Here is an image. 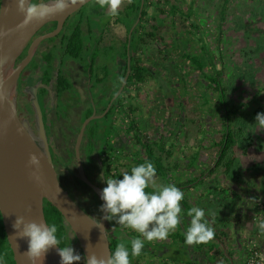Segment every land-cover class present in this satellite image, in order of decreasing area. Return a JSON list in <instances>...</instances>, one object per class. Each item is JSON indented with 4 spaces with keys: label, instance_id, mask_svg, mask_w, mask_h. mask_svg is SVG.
<instances>
[{
    "label": "flooded vegetation",
    "instance_id": "flooded-vegetation-1",
    "mask_svg": "<svg viewBox=\"0 0 264 264\" xmlns=\"http://www.w3.org/2000/svg\"><path fill=\"white\" fill-rule=\"evenodd\" d=\"M44 1L48 0H33L32 4ZM137 1L124 0L117 16H109L107 9H101L96 3L93 12L89 13L88 5L91 3L85 4L64 21L62 28L54 37L45 38L38 43L30 61L23 68L17 84L18 116L21 120H28L35 130L36 114L29 90L37 88V99L58 179L77 204L98 220L102 215L99 209L103 202L93 189L78 176L76 145L85 120L92 113H98L99 110L105 113L108 106L107 108L101 106L103 102L111 104L109 110L112 105H116L117 115H113L112 118L117 122L119 114L123 111L118 100H123L125 97L130 98L132 95L128 93L130 88L127 86L130 70L128 69L125 76V66L127 64L129 68L137 54L134 53L135 50L131 51L129 45L126 50L127 32L131 36L136 31L147 32L148 29H152L151 26H157L155 28L160 35L172 36L173 23L171 20L176 19V26L183 24L185 27L188 26L189 23L182 21L185 19L180 11H188L190 5L194 3L192 19L201 27L202 31L208 33L203 27L208 15L212 16V31L218 30L220 0H141L140 6H137ZM92 2L94 3L95 0ZM173 6L179 8L176 14L172 12ZM130 7H133V13L129 10ZM143 10L146 12L144 16H142ZM163 10L165 13H162ZM197 10H199V14H197ZM139 25L144 28L137 30ZM57 27L58 22H49L38 30L17 58L16 66L28 57L30 47L38 38L54 32ZM144 60L148 68H154L153 66H156L159 61L151 56L144 57ZM167 67L170 68L171 64L164 61L158 69L154 68V76L142 86L149 83L158 84L159 87L164 86V82L170 78ZM138 91L139 87L136 86L132 91L133 95H139ZM159 106L163 110L162 112L159 110L157 113L164 117L167 116L165 115L167 106L163 104ZM104 107L105 110L102 111ZM90 110L92 112L88 116ZM155 128L159 127L154 125L153 129ZM153 129L151 128L150 131ZM101 132H104V129ZM158 134L156 133L157 137ZM123 139L124 137L118 136L114 137L112 141L107 140L111 144L120 142L122 145L124 144L122 143ZM128 140L125 141L128 145L125 147L127 149L125 154L135 151L132 139ZM90 144L87 125L80 145V158L87 179L92 184L104 188L107 185L102 177L107 175L104 162L108 158V154L102 151V146H90ZM91 148L93 151L90 152ZM108 225L110 226L109 222ZM1 227L4 228V224L0 212ZM71 237L75 238L73 234ZM6 240L8 241L7 237ZM9 247V250L5 251V257H0V264H11L10 254H13V251L10 244ZM72 247L84 257L78 241ZM12 258L14 259L13 255ZM80 264H83V259Z\"/></svg>",
    "mask_w": 264,
    "mask_h": 264
},
{
    "label": "trees",
    "instance_id": "trees-1",
    "mask_svg": "<svg viewBox=\"0 0 264 264\" xmlns=\"http://www.w3.org/2000/svg\"><path fill=\"white\" fill-rule=\"evenodd\" d=\"M235 1L236 0H220L218 30L216 31L219 34L215 39V52L212 48V43L209 41V36H211L212 34L203 32L201 27L192 19L194 11L193 7L195 4L194 2V4L190 5L188 11H180L181 15H183L185 19L182 21H185L184 23H189L188 26L185 27V24H183L182 26H176V19L171 20L173 23L172 36L168 37L160 35L157 28H155L157 26H151L152 29H148L147 32L136 31L135 33L131 34V36H129V32H127V35L125 37L126 50L127 46L129 45L131 51L135 50L136 52L134 51V53L137 54V56L133 58L131 66L129 68L127 64L125 66V76L128 69L130 70L127 86L130 88V91L128 93L132 95H130V98L125 97L123 98V100L119 99V102H117L121 103V110H124L126 112V115L124 117L129 122V125L127 126V129L124 130V132L126 133L125 135L115 133V136L113 137L126 136L127 138H131L132 145L135 147V151H130L129 153L125 154L127 152V149L125 147L128 146L126 142L123 141L122 143L124 144L122 145L120 144V142L111 144L108 142V140H110L111 138L109 137V135H106L105 132H95L91 130L90 134L88 135V138L91 141L90 146H102V151H105L108 154L109 159L105 160L108 163L104 162V167L106 168L105 174H107L106 178H110L111 170L113 169L112 165L121 164L122 166H124V168H127V172L130 173L132 167L144 163L145 161H149L152 162L156 167L158 178H161L163 181L167 180L168 184H175L183 192L196 188L200 183L203 185V183L206 182L205 179L208 177L207 174L210 168L199 171L195 167L203 164L200 159V146L198 147L196 145L192 153L187 155V157L185 158L187 164L183 171L187 170L188 173L191 174L189 175V180L185 178L177 184L175 183V181L171 182L172 178H170V172L175 170L179 173L180 167H182V163L180 160L183 156L181 157L180 154L175 151L178 140L180 142L187 140L188 136H185V130H187V128L198 125L196 127V130L199 138L203 137V139H207L208 136L205 134L206 132L202 133V128H200V126L203 125L205 130L207 129V127L202 121H200L197 110L195 109L197 106L196 104L194 105L192 99L194 98V101H198L200 103V107H202L204 112L207 113V109L211 110L214 108L210 103V96H212V94H215L218 103L215 106L216 109H213V112L211 113L213 116L211 118L216 119V117L220 114V118L218 116V121L222 123V129H218L217 133L212 135L211 141L207 139V143H209L207 149L209 151H215L217 167L221 166L223 168L222 171L224 177L230 178L232 174H239V171H241L240 168H242V166L238 158L231 154V151L234 148H237V146L241 145L242 143L241 139L245 134V130L241 122L242 120L245 121V117L242 115L243 113L241 112L240 107L238 109L232 104L233 102L228 100L229 88L224 79L225 65L221 48V34L224 30V23L226 20H228L227 18L229 17V11L231 13L230 7H233ZM260 1L264 6V0ZM136 3L137 6H140L141 0H138ZM129 10L133 13V7H130ZM178 11L179 8L177 6H173V14H176ZM162 13H165L164 10L162 11ZM145 14L146 12L143 10L142 16H144ZM135 18H137V16H135ZM140 26L141 25L137 27V30L144 28ZM186 39H188V41L185 43ZM125 55L127 56V52L125 53ZM149 56H151V58H157L159 60L157 62V65L153 66L156 69H158L159 65L163 64L164 61L170 62L171 67H167V69L170 72L169 79L172 82L173 91H176L174 92V96L179 95L181 91L183 92L181 95H179V99L175 98V100H172L173 102L171 106L167 105V113H165V115L167 116L164 117L159 113L160 116L158 115L156 119L153 120L148 115H145L143 113V110L141 109L143 108V105L137 102L140 94L133 95L132 93L136 86H142L154 76V68H148L144 60V57L147 58ZM251 65L247 69L252 70V72H256L255 65ZM193 78H197V82L194 84H192L191 82ZM176 88H178L179 91H177ZM209 90H211L212 93H209ZM156 95L158 98L160 97V94L159 96L158 94ZM177 108L178 111L176 112ZM103 110H105V107L102 109V111ZM116 113V105H112V108L105 116L106 118H108V116H113ZM90 114L91 113H89L88 116ZM135 116L141 119V123H144V126H146V128H140L141 124L139 122H135ZM162 116L164 117V119H162ZM219 122L218 125H220ZM151 124L152 129L154 125H157L159 129H162V131L159 132L158 137L154 140L149 135ZM171 125H174L172 131ZM167 128H170V130ZM218 133H221V136H218ZM93 149L91 148L90 152L93 151ZM123 157H125V159H123ZM175 157H177V159ZM200 167L201 166H199V168ZM117 171L119 173L120 179H122V172H119L118 168ZM198 174L199 176H197ZM198 177H201L202 180L201 182H198V185H196V181L199 180ZM223 178H215V190L222 195L223 201L227 200L229 197L230 199L233 198L234 200L238 201V199H240V196H238L234 192V190H232V187H230L227 182L225 183L223 181ZM219 181H223V183H225L223 184V186L226 190L218 189L217 182ZM146 191L151 192L152 189L149 188L146 189ZM215 202L218 203L217 205L219 207L222 206V208H229V206L223 202H218V200H215ZM219 203H221L222 205H220ZM261 204V208L263 207L264 210V203ZM181 205L184 209V211H182V213H184L182 214L183 220L181 225L179 226V228L182 229V232L183 229L186 230L187 228L184 226L185 223H189L190 220V218L187 216V212L192 207L185 199L181 202ZM255 208L257 210V208L259 207L256 206ZM44 212L47 223L55 224L57 226V237L61 241V247L68 245L72 246L74 243H77V240L71 237L72 233L70 227L65 222L63 215L47 200L44 203ZM108 222L110 223V226L108 225L107 229L109 228L110 231L108 230L107 232L110 240L111 251H113L116 245L119 244L121 238L130 239L137 236V233H135L134 231L130 229H123L114 221ZM223 225L226 226L225 223H223ZM225 235V233L216 234L215 232V237L211 241V243H208L206 245L201 244L192 246V249L198 250V252L201 253L205 248V250H207V254H211L214 258V261H208L207 264H217V259L220 260V258H222L223 261H225L227 264H230L221 246V243L223 242L222 237H225ZM6 237V232L4 228L1 227L0 257H5V251L9 250L10 248ZM169 238L172 239L174 243L186 245L184 242L185 236L180 232H174L173 234L169 235ZM254 245H251L249 250L254 247L261 249L259 244ZM216 250L219 251L218 254H215ZM129 251H131V247H129ZM147 252L148 250H146V248H143L139 257L133 258L130 256L131 264H142L139 258L144 257ZM228 254L231 255L229 251ZM10 255L11 264H15V261L12 258L13 254L11 253ZM176 264H199V262L195 263L192 260H184V262L180 261Z\"/></svg>",
    "mask_w": 264,
    "mask_h": 264
},
{
    "label": "rangeland",
    "instance_id": "rangeland-1",
    "mask_svg": "<svg viewBox=\"0 0 264 264\" xmlns=\"http://www.w3.org/2000/svg\"><path fill=\"white\" fill-rule=\"evenodd\" d=\"M90 3L91 4L88 5V12L92 13L95 6V2L93 3L91 1ZM230 8L231 13L229 11V17L227 18L228 20L225 21L224 30L221 34V48L225 65L224 79L226 81L225 83L229 88L228 100L233 102L232 104L238 109L240 107L241 112L243 113L242 115L245 117V121L242 120L241 122L245 130V134L241 139L242 143L241 145H238L237 148H234L231 151V154L236 156L238 160L250 159V162H253L251 172L248 169L244 170L243 168H240L241 171H239V174L245 172L250 174L251 177L249 179L252 180V186L250 188H258L260 192H264V131L259 129L258 126L255 124L256 114L264 113V6L262 5L260 0H236L233 7ZM197 14H199V10H197ZM206 18L207 19L204 22L203 27L206 28L208 33L212 34L211 36H209V41L212 43V48L215 52V39L218 37L219 33H217L216 31H212V16L208 15L206 16ZM93 41H95V39H93ZM187 41L188 39L185 40V43ZM108 52H110V50H108ZM251 64L255 65L256 72H252V70L247 69L250 67ZM191 82L192 84L196 83L197 78H193ZM164 83L165 85L162 87H159L158 84L154 83H149L146 86L139 87L138 92L140 94V97H138L137 102L143 105V108H141L143 110V113L145 115H148L152 120L156 119L158 115L160 116V114L157 113L159 110L161 112L163 110V108H160L159 106L160 103H164L163 105L166 106H171L173 102L172 100H175V98H178L179 95L183 93L181 91L179 95L174 96V92L176 91H173L172 82L170 81V79L166 80ZM169 87L171 88L169 89ZM176 90L179 91L178 88H176ZM209 93H212L211 90H209ZM156 94H158V96L160 94V97L158 98ZM210 98V103L214 107L213 109L215 110V106L218 103L217 97L215 96V94H212ZM192 100L194 105L196 104L197 106L195 109L197 110L200 121H202L207 127V129L205 130L203 125L200 126V128H202V133L206 132L205 134L208 136L207 139L211 141L212 135L217 133L218 129H222V123L218 121V116L220 118V114L216 117V119L211 118L213 117L211 114L213 112V109H207L208 112L206 113L204 112L202 107H200V103L198 101H194V98ZM101 106H106L107 108L109 104H107V102H103ZM91 112L92 110L88 111V114ZM103 114L104 112L102 113L100 112V110L98 111V113H96V117L93 118V120L88 125V135L90 134L91 130L95 132H100L102 129H104V132L106 133V135H109V137L111 138L110 140L112 141V139L114 138L113 136H115V133H120L122 135L126 134L124 130L127 129L129 122L124 117L126 115V112L124 110L121 112V114H119V120L117 122L115 121V119L112 118V116H108V118H106V116H104ZM92 115H94V113H92L89 117H91ZM135 122H139L141 124V129L146 128V126H144V123H141V119L137 116H135ZM218 122L221 126L218 125ZM173 126L174 125H171V131L174 128ZM197 126H191L187 128V130H185V136H188L187 140L183 139V142H180L179 140L178 142L176 141L177 145L175 152H178L181 157L183 156L180 160L182 163V167H180L179 173L175 170L170 172V178H172L171 182L175 181V183L177 184L185 178L188 180L190 179L189 175L191 174H189L187 170L183 171L187 164L185 158L187 157V155L192 153L196 145L198 147L200 146V159L203 163V167L199 168V166H202L201 164L195 167L199 171L205 170L207 168H210V170L207 174L208 177L205 180L206 182L204 183V186L202 187L201 183L198 185V182H201L202 180L201 177H198L200 181H196V185L198 186L195 193L190 192V194H188V196L190 197L194 195V197H192L194 198L193 201L190 199V205L191 207L195 206L205 208L206 218L210 221L212 225L215 223L219 225V222L226 221L229 223V226L231 225L232 228L236 229L237 224L238 226H242V222H240L242 220L241 217L238 215V212H236L235 209L232 208L233 206H236L237 201L233 198L230 199V197L227 200L223 201L222 195L215 190V178L221 179L224 177L222 171L223 168L221 166L217 167L215 151H209L207 149L209 145V143H207L208 140L203 139V137L199 138L196 130ZM150 128H152V124L150 125ZM167 129L170 130V128ZM161 131L162 129L155 128L149 132V135L152 138H155L157 137L156 133H159ZM218 136H221V133H218ZM175 158L177 159V157ZM108 159L109 158H107V160ZM123 159H125V157H123ZM105 163L108 162L105 161ZM112 166L113 169L111 170L110 178L119 177L117 168L119 172H122L121 175L124 172H127V168H124V166H122L121 164H115ZM212 174L215 176V178L212 177ZM197 176H199V174ZM118 179H120V177ZM250 180L248 182H250ZM257 180L259 183H257ZM157 182L162 184H164L165 182V184H168L167 180L163 181L161 178L158 177ZM223 184V181L217 182V187L219 190H226L223 187ZM253 185H258V187H254ZM183 193L185 194L186 192ZM197 198H199L200 202L196 201L195 204L194 200H197ZM249 199L250 197L248 198V200ZM215 200H218V202L221 203H225L229 206V208L219 207L217 205L218 203H216ZM221 203L219 204L222 205ZM260 203L261 202L257 198L252 201L254 208ZM209 216H211L212 218ZM251 218H253V216ZM184 226L188 227L187 222ZM181 230L182 229L178 227L175 233L180 232L181 234H184L186 231L185 229H183V231L181 232ZM234 234V239L237 240L240 234L238 233V231H236ZM131 239L132 238H121L119 243L123 242L128 247H131ZM170 240L171 242L169 241V238H167L166 240H158L152 242L146 241L144 248H146L148 252L144 257L139 258L142 264H176L184 260H192L195 263L199 262V264H207L208 261H214L212 255L207 254V250H205V248L204 250H202L201 253H199L198 250L192 249V246L181 245L178 243H174L172 239ZM209 243H211V241ZM246 254L247 252L244 251V256H241V258L243 257L242 261H237L236 259L235 264H245Z\"/></svg>",
    "mask_w": 264,
    "mask_h": 264
},
{
    "label": "water",
    "instance_id": "water-1",
    "mask_svg": "<svg viewBox=\"0 0 264 264\" xmlns=\"http://www.w3.org/2000/svg\"><path fill=\"white\" fill-rule=\"evenodd\" d=\"M91 1L93 0H75V2L66 0L67 7L62 12L54 9V0L39 2L36 4L40 6L37 8V15L24 23L23 14L17 10L16 0H0V212L15 264H33V262L24 255L28 248L27 240L16 239L13 225L20 216L26 221L47 222L44 212L46 200L63 215L84 257L87 256V246L88 253H95L97 257L107 258L111 252L107 232L108 221L102 218L103 214L98 220L84 211L58 179L37 99V88L29 90L36 114L35 130L28 120H21L17 112L18 79L23 68L30 61L35 47L41 40L54 37L70 15ZM30 2L32 3L33 0ZM43 9L48 11L41 16L40 12ZM49 22H58L57 29L38 38L30 47L28 57L16 66V60L28 42ZM110 106L111 104L104 116ZM95 117L96 112L83 123L76 145V155L79 166L78 176L100 199L103 188L87 179L80 158V145L85 128ZM33 153L41 161L38 171L39 182L32 177L36 169L28 165L29 156ZM99 224L103 226V231L97 226ZM221 246L230 264H235L225 245L222 243ZM59 261L60 257L53 249L36 264H59Z\"/></svg>",
    "mask_w": 264,
    "mask_h": 264
},
{
    "label": "clouds",
    "instance_id": "clouds-1",
    "mask_svg": "<svg viewBox=\"0 0 264 264\" xmlns=\"http://www.w3.org/2000/svg\"><path fill=\"white\" fill-rule=\"evenodd\" d=\"M123 2L124 0H95L101 9H107L109 16H117ZM16 6L18 12L24 16V23L35 17L37 8L40 7L32 4L30 0H16ZM66 7V0H54L56 11L62 12ZM47 11L48 9H43L40 15L43 16ZM255 121L258 128L264 131V113H257ZM28 165L36 169L32 177L39 182L40 158L34 153L31 154ZM122 176V179L102 177L107 186L101 190L100 199L103 203L99 210L104 220L114 221L121 228L137 233L130 241L131 251L121 242L107 258H103L97 257L95 253L89 254L87 246V256L82 257L72 246H60L61 241L57 237L58 229L55 224L26 221L20 216L17 217L13 228L16 230V239L27 240L28 248L24 255L36 264L55 249L60 257L59 264H80L82 259L83 264H131L130 256L139 257L146 241L166 240L182 223L183 191L175 184L158 183L157 169L149 161L132 167L130 173L124 172ZM149 188L152 189L151 192L146 191ZM187 216L190 220L184 233L186 245H206L214 239L215 230L206 218L203 208L194 206L188 210ZM97 226L103 231L101 224ZM258 228L264 233V222H261Z\"/></svg>",
    "mask_w": 264,
    "mask_h": 264
},
{
    "label": "crops",
    "instance_id": "crops-1",
    "mask_svg": "<svg viewBox=\"0 0 264 264\" xmlns=\"http://www.w3.org/2000/svg\"><path fill=\"white\" fill-rule=\"evenodd\" d=\"M123 137H124V139H123L124 142L129 141L128 140L129 138H127L125 136H123ZM239 162H240V164L244 170L248 169L251 172L253 162H250V159H241V160H239ZM201 165H202L201 167H203V164H201ZM213 177H215V176H213ZM218 177H220V176H218ZM250 177H251V175L248 174L247 172H245V173H240L238 175L234 174L230 178H226V177L223 178V181L225 183L227 182V184L230 187H232V190H234V192L238 196H240V199H238L236 206H233L232 208L235 209V211L238 212V215L241 217L242 220L240 222H242V224H241L242 226H238V224H237L236 229H234L231 227V225L229 226L228 225L229 223L226 221L225 222H219V225H217L216 223L212 225L210 223L211 226H213L215 228L214 230H215L216 234H222V233L226 234L225 237L224 236L222 237V239H223L222 243L226 246V250L230 252L231 257L233 258L234 262L236 261V259H237V261H239V260L242 261L243 257L241 258V256H244V251L248 253L249 248L251 247V245H254V244H259L262 252L264 253V233H261L259 228H258V225L261 222H264V211L260 205L261 203H264V192H260V190L258 188H255V189L250 188L252 186V180L249 179ZM249 180H250V182H248ZM257 183H259L258 180H257ZM203 185H204V183H203ZM203 185H202V187H203ZM253 186L258 187V185H253ZM196 189H197V187L194 189H190L188 191H185L187 194L186 193L184 194V199L186 201H188L189 204H191L190 199L193 201L194 198H192V197H194V195L190 197V196H188V194H190V192L195 193ZM256 189H258V190H256ZM241 196H242V198H241ZM249 197H250V199L248 200ZM256 198L258 200H260V202H261L257 206V207H259V208H257V210L253 207V204H252V201H254V199H256ZM194 201H195V204H196V201L200 202L199 198H197V200H194ZM203 209L206 210L205 208H203ZM182 211H184L183 207H182ZM252 216H253V218H251ZM209 217H211V216H209ZM223 223H225L226 226H224ZM243 223H244V225H243ZM187 224L189 225L188 222H187ZM229 227L231 228V231H230ZM236 231H238V233L240 234L239 238L237 240L234 239L235 238L234 233ZM169 241L171 242L170 238H169ZM216 253L218 254L219 251L216 250L215 254ZM245 258H246V256H245ZM182 262H184V261H182ZM217 262H218L217 264L226 263L225 261H223L222 258H220V260L217 259Z\"/></svg>",
    "mask_w": 264,
    "mask_h": 264
},
{
    "label": "built area",
    "instance_id": "built-area-1",
    "mask_svg": "<svg viewBox=\"0 0 264 264\" xmlns=\"http://www.w3.org/2000/svg\"><path fill=\"white\" fill-rule=\"evenodd\" d=\"M245 264H264V253L262 250L256 247L251 248L246 254Z\"/></svg>",
    "mask_w": 264,
    "mask_h": 264
}]
</instances>
